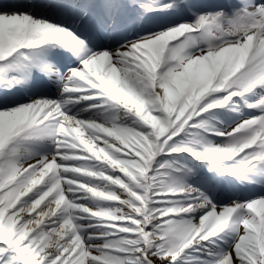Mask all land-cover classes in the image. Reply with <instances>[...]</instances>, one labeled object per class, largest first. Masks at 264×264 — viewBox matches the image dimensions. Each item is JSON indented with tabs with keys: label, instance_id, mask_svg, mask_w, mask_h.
<instances>
[{
	"label": "snow or ice",
	"instance_id": "snow-or-ice-1",
	"mask_svg": "<svg viewBox=\"0 0 264 264\" xmlns=\"http://www.w3.org/2000/svg\"><path fill=\"white\" fill-rule=\"evenodd\" d=\"M0 264H264V0H0Z\"/></svg>",
	"mask_w": 264,
	"mask_h": 264
}]
</instances>
